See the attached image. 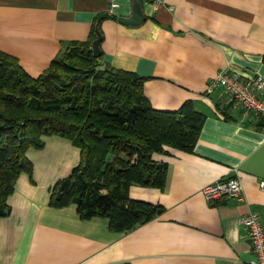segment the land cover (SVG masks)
I'll return each mask as SVG.
<instances>
[{
  "label": "crops",
  "instance_id": "crops-1",
  "mask_svg": "<svg viewBox=\"0 0 264 264\" xmlns=\"http://www.w3.org/2000/svg\"><path fill=\"white\" fill-rule=\"evenodd\" d=\"M0 0V51L39 77L71 41L93 36L100 16L103 62L147 78L146 96L161 111L186 101L205 121L192 151L171 149L163 189L133 185L130 196L162 211L135 228L116 232L109 219L82 220L76 204L49 205L51 189L79 164L80 149L60 136L45 137L27 155L23 173L0 218V264H248L253 244L240 219L264 221V121L237 109L222 90L207 86L219 72L264 76V0ZM142 5L145 20L119 18ZM238 175L243 198L206 200L203 188Z\"/></svg>",
  "mask_w": 264,
  "mask_h": 264
},
{
  "label": "trees",
  "instance_id": "trees-1",
  "mask_svg": "<svg viewBox=\"0 0 264 264\" xmlns=\"http://www.w3.org/2000/svg\"><path fill=\"white\" fill-rule=\"evenodd\" d=\"M92 38L65 44L37 78L0 51V218L23 173L33 172L27 152L60 136L80 149L79 164L51 189L49 205L76 204L82 220L109 219L124 232L161 213V205L130 196L133 185L163 189L171 149L192 151L205 116L186 101L176 111L155 109L146 77L114 69L95 57ZM101 33V32H100Z\"/></svg>",
  "mask_w": 264,
  "mask_h": 264
},
{
  "label": "built area",
  "instance_id": "built-area-1",
  "mask_svg": "<svg viewBox=\"0 0 264 264\" xmlns=\"http://www.w3.org/2000/svg\"><path fill=\"white\" fill-rule=\"evenodd\" d=\"M158 10L163 0H146ZM120 7V4L110 0V14ZM222 90L237 109L256 116L264 121V76H241L237 73L219 72L210 80L207 93ZM259 188L264 192V180L259 181ZM244 186L241 178L236 175L227 180L216 181L203 188L207 201L222 202L225 199L243 198ZM240 223L246 228L253 244L252 258L248 264H264V221L255 212H249L241 217Z\"/></svg>",
  "mask_w": 264,
  "mask_h": 264
},
{
  "label": "water",
  "instance_id": "water-1",
  "mask_svg": "<svg viewBox=\"0 0 264 264\" xmlns=\"http://www.w3.org/2000/svg\"><path fill=\"white\" fill-rule=\"evenodd\" d=\"M145 20V16L143 14L142 5L140 2L136 1L133 6V14L129 18L121 17L119 21L126 25H138ZM102 41V35L97 30V38L92 42V50L95 57L101 56L100 43Z\"/></svg>",
  "mask_w": 264,
  "mask_h": 264
}]
</instances>
